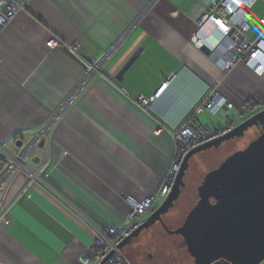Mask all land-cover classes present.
<instances>
[{
	"label": "crops",
	"instance_id": "1",
	"mask_svg": "<svg viewBox=\"0 0 264 264\" xmlns=\"http://www.w3.org/2000/svg\"><path fill=\"white\" fill-rule=\"evenodd\" d=\"M259 1L251 12L255 20L264 15L255 11ZM206 12L201 0H31L0 31V144L18 156L82 82L86 64L136 22L104 76L96 75L67 110L50 160L42 145L26 164L36 173L47 163L43 172L54 190L25 174L10 185L0 264H83V256L94 258L96 231L128 223L129 196H158L176 154L170 130L187 122L222 132L244 103L253 114L264 109L262 78L241 62L225 72L194 45ZM204 32L214 33V26ZM249 37L255 40L257 30ZM51 39L61 46L51 49ZM224 45L234 49L235 42L226 38ZM166 83L153 102L138 105L139 96L153 97ZM215 89L233 107L193 116L192 107ZM0 160L8 166L2 154ZM163 201L156 200L154 211Z\"/></svg>",
	"mask_w": 264,
	"mask_h": 264
},
{
	"label": "built area",
	"instance_id": "2",
	"mask_svg": "<svg viewBox=\"0 0 264 264\" xmlns=\"http://www.w3.org/2000/svg\"><path fill=\"white\" fill-rule=\"evenodd\" d=\"M26 2L17 0H0V31L16 16L20 10H24L27 6ZM207 5V12L202 19L197 23L195 34L192 36L194 45L202 49L205 44H208L212 49V54L208 55L215 63L224 56L227 62L243 65L250 69L256 76L264 80V15L255 20L250 13L245 12V8L252 11L253 7L259 0H201ZM136 23V22H135ZM134 23V24H135ZM256 24V28L253 24ZM134 24L128 28L123 36L114 42V44L106 50L96 61L86 64V74L84 79L72 91L69 98L57 109L48 116L40 125L39 133L30 142V144L18 155L14 156L5 150V144H0V153H3L8 159L9 164L6 170L0 175V223L5 221L7 214V194L12 182L21 174L29 177L30 182H38L47 188L52 189L47 183V175L43 172L46 164L34 173L27 167V162L31 159L34 152L39 150V147L44 145V152L47 157V162L52 157V144L59 124L63 121L67 110L73 105L80 92L100 74L104 76V67L111 60L114 54L122 45L124 39L128 36L134 27ZM214 26L215 32L221 33L226 38H231L235 42L234 49L223 46V40L219 38L208 37L204 32V28ZM257 30L258 37L252 40L249 34L253 30ZM215 44L218 48L215 49L212 45ZM51 49H57L61 46L60 42L51 39L48 42ZM76 49V46L71 48ZM223 71L226 70L221 67ZM168 84H164L153 97L139 96L138 105L145 107L159 97L167 88ZM222 95L216 89L208 91L200 101L192 107V115L196 116L204 111H209L212 115L223 107L232 108L233 104L225 102ZM246 113L252 116V106L248 103L243 104V110L230 118V123H234L239 119H243ZM230 126L223 132L213 133L203 124L195 126L184 123L179 129L170 130L175 143L176 154L174 163L168 177L160 189L158 196L150 198L138 199L136 197H128L127 202L131 206L132 212L128 214V223L123 227H109L106 233L97 232L96 241L94 242L93 250L95 251L94 258L83 256L81 261L83 264H99L102 260L108 257L107 264H133L119 248V245L127 239L141 224V220L149 216L153 212V205L158 198L165 199L170 194L172 187L177 179L183 161L186 156L195 148L202 146L212 140L218 138L223 133H228L233 130ZM61 160H58V163ZM50 167V166H49ZM48 167V169H49ZM47 169V170H48ZM42 172V173H41ZM223 263V260H218L212 264Z\"/></svg>",
	"mask_w": 264,
	"mask_h": 264
},
{
	"label": "water",
	"instance_id": "3",
	"mask_svg": "<svg viewBox=\"0 0 264 264\" xmlns=\"http://www.w3.org/2000/svg\"><path fill=\"white\" fill-rule=\"evenodd\" d=\"M252 11H249L251 14ZM206 54V48H202ZM132 57L117 75L136 59ZM259 128V135L249 144L228 156L216 169L208 172L198 187V201L183 224L170 229L164 216L175 206L186 187L185 176L190 159L225 143L243 139L246 132ZM161 224L170 235L183 238L194 264H212L223 260L227 264H261L264 261V109L231 132L192 150L183 165L169 196L120 245L122 250L142 231ZM108 257L99 264H107Z\"/></svg>",
	"mask_w": 264,
	"mask_h": 264
},
{
	"label": "rangeland",
	"instance_id": "4",
	"mask_svg": "<svg viewBox=\"0 0 264 264\" xmlns=\"http://www.w3.org/2000/svg\"><path fill=\"white\" fill-rule=\"evenodd\" d=\"M255 11L264 12V0L259 1ZM259 134L257 129H250L246 132L242 143L233 145L230 141L216 151L210 149L190 159V166L185 176L186 187L175 202V206L164 216L170 229L181 226L197 203L198 187L205 175L216 169L232 153L245 148ZM122 251L133 264H192V258L185 248L183 238L179 235H169L159 223L142 231L140 236Z\"/></svg>",
	"mask_w": 264,
	"mask_h": 264
},
{
	"label": "bare ground",
	"instance_id": "5",
	"mask_svg": "<svg viewBox=\"0 0 264 264\" xmlns=\"http://www.w3.org/2000/svg\"><path fill=\"white\" fill-rule=\"evenodd\" d=\"M245 10V12L246 13H249V10L247 9V8H245L244 9ZM253 27H255L256 28V24L254 23L253 24ZM256 30V29H255ZM207 34V36L208 37H211V38H214V37H216V38H219L220 40H224V39H226V37L225 36H223V35H221V33H218V32H214V33H206ZM212 47L213 48H215V49H217L218 47L215 45V44H213L212 45ZM204 48H206L207 49V51H208V54L209 55H211L212 54V49H211V47L208 45V44H205L204 45ZM227 62V60L225 59V57L223 56L220 60H219V62L218 63H216L220 68L221 67H223V69L224 70H226L227 72H229L235 65H236V63H234V62H228L226 65H225V63ZM252 106V105H251ZM252 109H253V107H252ZM245 117H243V119H239V120H237L236 122H234V123H230V121H229V125L226 127V129L227 128H229L230 126H233L234 128L239 124V123H242V122H244L247 118H249L251 115H250V113H246L245 115H244ZM207 128V127H206ZM233 128V129H234ZM207 129H209V128H207ZM225 129V130H226ZM210 131H212L211 129H209ZM213 133H219V132H215V131H212ZM223 132V131H222ZM231 132V131H230ZM221 133V132H220ZM229 133V132H228ZM224 134H227V133H223L222 135H224ZM222 135H220V136H222ZM219 136V137H220ZM218 137V138H219ZM215 140V139H214ZM213 141V140H212ZM207 144V143H206ZM205 145V144H204ZM5 150H6V147H5ZM214 150H217V149H214ZM0 154H2V156H4L5 157V155L3 154V153H0ZM6 158V157H5ZM7 159V158H6ZM170 173V172H169ZM168 177V176H167ZM47 183H48V181H47ZM49 185V184H48ZM50 186V185H49ZM52 190H54V189H52ZM183 192V191H182ZM169 196V195H168ZM130 197V196H129ZM134 197V196H133ZM138 199H142V198H138ZM166 199V198H165ZM165 199H163V200H165ZM156 202V201H155ZM129 204V203H128ZM155 204V203H154ZM130 205V204H129ZM131 207V206H130ZM131 212H132V210H131ZM130 212V213H131ZM153 212H154V205H153ZM152 212V213H153ZM151 213V214H152ZM150 214V215H151ZM179 227V226H178ZM108 230V229H107ZM107 230L105 231V232H102V231H99V232H102V233H106L107 232ZM98 231H96V237H97V232ZM96 237H95V241H96ZM184 241V240H183ZM184 245H185V243H184ZM186 248V247H185ZM94 251V250H93ZM95 252V251H94ZM123 252V251H122ZM188 252V251H187ZM124 254V253H123ZM189 254V253H188ZM125 255V254H124ZM126 256V255H125ZM190 256V255H189ZM127 257V256H126ZM191 257V256H190ZM128 258V257H127ZM129 259V258H128ZM218 264H223V263H218Z\"/></svg>",
	"mask_w": 264,
	"mask_h": 264
},
{
	"label": "trees",
	"instance_id": "6",
	"mask_svg": "<svg viewBox=\"0 0 264 264\" xmlns=\"http://www.w3.org/2000/svg\"><path fill=\"white\" fill-rule=\"evenodd\" d=\"M6 168H7V161L6 163L4 161L0 162V175L6 170Z\"/></svg>",
	"mask_w": 264,
	"mask_h": 264
},
{
	"label": "flooded vegetation",
	"instance_id": "7",
	"mask_svg": "<svg viewBox=\"0 0 264 264\" xmlns=\"http://www.w3.org/2000/svg\"><path fill=\"white\" fill-rule=\"evenodd\" d=\"M255 129H257V130H258V132H259V130H260L259 128H255ZM220 148H221V147H220ZM220 148H219V149H220ZM172 217H174V216L172 215ZM163 218H164V219H165V221H166V218H165V217H163ZM169 219H170V218H169ZM166 222H167V221H166ZM176 228H177V227H176ZM174 229H175V228H174ZM169 235H170V234H169ZM192 264H194V261H193V259H192Z\"/></svg>",
	"mask_w": 264,
	"mask_h": 264
}]
</instances>
